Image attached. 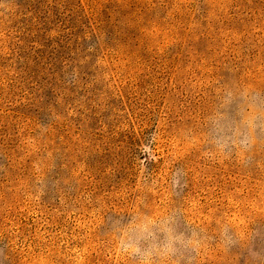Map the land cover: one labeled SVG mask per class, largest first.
<instances>
[{
    "label": "rangeland",
    "instance_id": "1",
    "mask_svg": "<svg viewBox=\"0 0 264 264\" xmlns=\"http://www.w3.org/2000/svg\"><path fill=\"white\" fill-rule=\"evenodd\" d=\"M226 90L264 98V0H0V264H130L113 222L162 205L193 264H264V128L201 140Z\"/></svg>",
    "mask_w": 264,
    "mask_h": 264
},
{
    "label": "clouds",
    "instance_id": "2",
    "mask_svg": "<svg viewBox=\"0 0 264 264\" xmlns=\"http://www.w3.org/2000/svg\"><path fill=\"white\" fill-rule=\"evenodd\" d=\"M264 128V98L226 90L205 118L201 138L210 159L246 162ZM121 236L120 253L130 264H193L203 245L201 232L181 227L180 213L167 205L131 212L112 224Z\"/></svg>",
    "mask_w": 264,
    "mask_h": 264
}]
</instances>
